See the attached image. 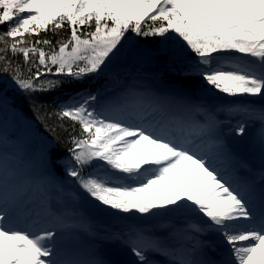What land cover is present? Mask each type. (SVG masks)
<instances>
[{
    "label": "snow or ice",
    "instance_id": "1",
    "mask_svg": "<svg viewBox=\"0 0 264 264\" xmlns=\"http://www.w3.org/2000/svg\"><path fill=\"white\" fill-rule=\"evenodd\" d=\"M134 38H160L153 55L183 82L130 83L113 66ZM66 83L84 86L39 103ZM212 92L229 99L194 102ZM15 94L71 147L42 150L43 176L25 178L0 134V264H264V0H0V115L19 118ZM228 135L248 139L259 169ZM57 174L71 192L47 191ZM86 203L142 223L100 233ZM81 232L129 259L85 249Z\"/></svg>",
    "mask_w": 264,
    "mask_h": 264
},
{
    "label": "rangeland",
    "instance_id": "2",
    "mask_svg": "<svg viewBox=\"0 0 264 264\" xmlns=\"http://www.w3.org/2000/svg\"><path fill=\"white\" fill-rule=\"evenodd\" d=\"M160 38H157V40L152 45H146L140 44V48H132L129 46L125 50V53L121 60L115 64L113 67H115L117 70L124 72L126 70L127 75L129 77H140L138 81H141L143 86H146L147 84L151 85L150 83H153L155 77L154 72H161V70L164 68L163 65V58L159 56H154L153 52L156 46V42ZM137 40V38H134V42ZM148 49H152L153 51H148ZM150 73H148V72ZM151 74V75H150ZM153 76V78L151 77ZM104 83L103 85H105ZM151 88V87H150ZM198 98H194V102L196 103H204L208 105H216L219 103L226 102L229 98H218L219 96L212 97V93L210 95L204 96L203 98H200V94H198ZM222 118V117H221ZM225 119V118H222ZM238 119V118H236ZM229 125L225 123L224 125V131H228ZM258 127V126H254ZM254 127H250L249 135L251 136L254 133ZM8 133H18L19 138L21 141H19V145L22 148H25L26 150H31V155L21 158L19 160L20 169L23 168L26 169L27 174H23L22 177H35L37 175L43 176V171L40 170L39 166L36 163V158L39 156L40 152L42 150H45L47 146L49 145L48 142L44 140H36L35 136L33 134V129L29 123V121L25 120L21 115L19 118H14L11 114H5L0 115V134H4L8 139L9 143L11 138L9 137L10 134ZM227 143L230 142L233 143H246L248 150L252 152V155H254L253 160L256 163H260L261 160L258 159L260 156L259 153L255 151L252 146L250 145L247 138H237L233 135H228L226 137ZM46 147V148H45ZM17 153H19L20 150H16ZM257 157V159H256ZM62 171V170H61ZM51 181V183H49ZM47 191L54 194V186L59 183H63L65 192H71L72 188L74 187V182L65 177V176H50L47 177V179L44 181ZM41 189L37 187V185L33 184L31 186L30 195L33 196H39L41 194ZM82 210L85 214V216L91 221L93 227L100 233H103L105 230L108 232H113L115 230L116 225L122 226L124 229L129 224H140L142 223L141 219L139 217H131V216H124V215H118L114 212H110L108 210H99L96 207L95 208H88L85 205L82 206ZM77 241L85 248L89 246L90 242L93 243L91 245L100 248L101 250H106L108 257L115 259V260H127L129 259V255L127 252L117 254L115 253L114 248L107 246V245H100L97 240L91 236H89L87 233H79L76 237ZM106 255V254H105ZM159 258L156 257L157 261H159Z\"/></svg>",
    "mask_w": 264,
    "mask_h": 264
},
{
    "label": "trees",
    "instance_id": "3",
    "mask_svg": "<svg viewBox=\"0 0 264 264\" xmlns=\"http://www.w3.org/2000/svg\"><path fill=\"white\" fill-rule=\"evenodd\" d=\"M41 35L43 36L45 35V33H41ZM47 35L51 36L52 34L47 33ZM137 40L142 44L152 45L157 40V38H137ZM178 82L182 83V81H178ZM103 83L104 82L100 79L97 83L92 84L93 90H95L96 87L103 85ZM83 86L84 85L82 84L66 83L64 87L60 90L50 93L37 94V98L41 105L48 106L51 105L54 101L66 99L68 96L74 94L75 91L82 88ZM197 87H199V85H197ZM15 95H17L16 106L19 110V113L26 121L27 120L29 121L33 129V134L35 136V139L36 140L42 139L48 142L49 145L47 146V148L53 149L54 156L56 157L67 156L68 149L71 147V145L66 142L67 134L59 129H56L55 131L46 130L44 124H42L40 120L37 119V115L36 113L33 112L28 101L25 100L22 96H19V94H15ZM12 138H14L13 139L14 141L17 140V136L14 137L12 136ZM11 148L12 147H9L8 150L13 151V149Z\"/></svg>",
    "mask_w": 264,
    "mask_h": 264
},
{
    "label": "water",
    "instance_id": "4",
    "mask_svg": "<svg viewBox=\"0 0 264 264\" xmlns=\"http://www.w3.org/2000/svg\"><path fill=\"white\" fill-rule=\"evenodd\" d=\"M88 205V203H86Z\"/></svg>",
    "mask_w": 264,
    "mask_h": 264
}]
</instances>
